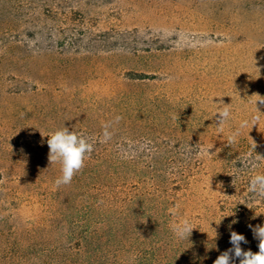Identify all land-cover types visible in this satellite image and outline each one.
<instances>
[{
  "label": "rangeland",
  "instance_id": "rangeland-1",
  "mask_svg": "<svg viewBox=\"0 0 264 264\" xmlns=\"http://www.w3.org/2000/svg\"><path fill=\"white\" fill-rule=\"evenodd\" d=\"M67 1L38 11L42 34L29 21L0 31V264L72 263L93 214L151 187L137 173L150 164L187 168L168 221L213 238L232 172L264 168V0ZM63 127L94 148L57 188L46 135ZM132 217L115 239L105 231L108 260L166 264L180 239Z\"/></svg>",
  "mask_w": 264,
  "mask_h": 264
},
{
  "label": "trees",
  "instance_id": "trees-1",
  "mask_svg": "<svg viewBox=\"0 0 264 264\" xmlns=\"http://www.w3.org/2000/svg\"><path fill=\"white\" fill-rule=\"evenodd\" d=\"M67 3V0H0V31L3 33L13 31L14 29L21 28L24 22L29 21V24L35 30L38 27V33L42 34V30L40 29L44 25L32 22L36 20L38 11L42 9V11L53 12L55 8H59L58 5ZM18 9L22 11L28 10V16L19 15L21 11ZM15 13L18 14V17ZM14 19L16 22H13ZM44 29L47 30L48 28L44 27ZM70 30V27H65V31L63 29L61 34L70 35ZM63 40L66 41L65 36H63ZM177 152H179L178 148ZM179 153L185 154L184 151ZM172 159L175 160L176 158L172 157ZM177 161L175 160V162ZM186 169L185 167L161 169L152 164L137 168L139 179L151 180V187L145 190L139 187L140 190L136 197L127 203L125 202L126 208L122 207L119 209V207L111 205L108 206V209L101 216L96 217L93 214L89 220L92 226L85 232L80 233V236L77 238L78 242L71 253L73 261L72 263L70 261V264H121L108 260L110 241L108 243L105 241V239L107 240L105 238V231L111 230V236H108V239L110 240V237L115 239L118 229L130 225L129 222L133 221V214L139 220L145 221V218H148L150 220L149 228L154 231L165 232L171 230V224L168 221L171 216L169 209L174 207L177 193L187 181L186 178L189 175L187 173L189 172ZM252 169L253 167L249 165H238V170L232 172L231 176L235 180L234 191L230 188L233 183L228 184L227 187V191L232 192V194H228L231 200L227 198L226 201L221 202L218 206L223 222L220 231L213 238L207 240L199 238L194 228L188 240L180 239V242L175 244L174 247L167 249L165 254L166 259L164 260L166 264H214V261L221 253L232 248V244L230 243L232 231L246 238L247 243L241 244V247L245 251L249 249L254 253L259 251V241L254 237L253 231L249 226H252V228L257 225L264 226V196H260L250 190V181L254 176L264 174L262 172L264 168ZM238 180L241 182L239 183ZM236 181L238 182L236 183ZM163 191H165V194H163ZM112 218H114V222ZM112 233L115 235H112ZM183 243L191 246L194 255L191 252L183 250ZM180 253L184 254V256H181ZM179 257H183L182 262ZM172 259L176 261L173 262ZM235 264H239V260H236Z\"/></svg>",
  "mask_w": 264,
  "mask_h": 264
},
{
  "label": "clouds",
  "instance_id": "clouds-1",
  "mask_svg": "<svg viewBox=\"0 0 264 264\" xmlns=\"http://www.w3.org/2000/svg\"><path fill=\"white\" fill-rule=\"evenodd\" d=\"M256 96L259 95L256 94ZM260 101L264 102V99H260ZM217 112L219 113V125L227 121L231 115L229 105H223ZM254 119H258V117H254ZM247 126L248 121H244L240 127ZM238 135L239 130L230 134L228 143H234ZM46 136L49 137L47 139V145L49 147L48 159L50 164L58 163L61 165L62 175L55 181V185L57 188L61 185H68L71 183L74 175L84 167L85 158L91 154L94 146L85 137L78 135L74 131L70 132L66 127ZM104 137L105 140L110 138L107 126L105 127ZM250 190L260 196H264V174L256 175L251 179ZM170 211H173V214L175 213V210ZM249 227L252 229L254 237L259 241V251L255 253L250 249L245 251L241 247V244L247 243L246 238L232 231L230 234L232 248L221 253L214 261V264H235L236 260H239V264H264V226L257 225L254 228L252 226ZM194 228L188 219L173 223L171 226V230L178 239L187 240Z\"/></svg>",
  "mask_w": 264,
  "mask_h": 264
}]
</instances>
